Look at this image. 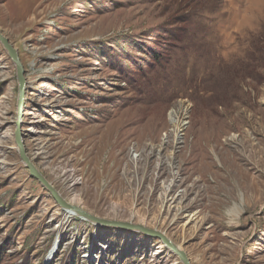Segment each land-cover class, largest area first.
<instances>
[{"label": "rangeland", "instance_id": "obj_1", "mask_svg": "<svg viewBox=\"0 0 264 264\" xmlns=\"http://www.w3.org/2000/svg\"><path fill=\"white\" fill-rule=\"evenodd\" d=\"M0 30L66 201L193 264H264V0H0ZM17 101L0 42V264H183L67 213Z\"/></svg>", "mask_w": 264, "mask_h": 264}, {"label": "water", "instance_id": "obj_2", "mask_svg": "<svg viewBox=\"0 0 264 264\" xmlns=\"http://www.w3.org/2000/svg\"><path fill=\"white\" fill-rule=\"evenodd\" d=\"M0 42L2 43L3 47L8 52V55L13 60L16 66L17 71V80H18V101H17V120H16V129H15V140L17 143V147L19 148V153L27 167L29 168L30 174L35 179L39 180L51 193L53 199L59 203L63 208H72L73 211L78 212L81 216L89 218L93 220L95 223L98 224H110L117 227H123L126 229L137 230L144 235H149L156 237L163 241V243L173 252L175 253L180 261L183 264H193L191 262L190 257L188 256L187 252L183 249L179 248L169 237H167L164 233L159 230L146 227L142 224H132L123 221H110L105 220L99 217L92 215L91 213L87 212L80 206H73L69 205L67 201L59 194V192L49 183V181L40 173L34 163L29 159L26 154L23 135L21 131V119L24 110L25 104V92H26V76H25V69L23 63L21 62L19 53L17 49L10 43L9 38L5 36L2 31L0 30Z\"/></svg>", "mask_w": 264, "mask_h": 264}, {"label": "bare ground", "instance_id": "obj_3", "mask_svg": "<svg viewBox=\"0 0 264 264\" xmlns=\"http://www.w3.org/2000/svg\"><path fill=\"white\" fill-rule=\"evenodd\" d=\"M26 86V85H25ZM203 179V178H202ZM176 181V180H175ZM108 194H106V193H103L102 194V196H107ZM179 198V197H178ZM172 199H174V198H172ZM67 203H69V205H73V206H77V205H75V204H73L72 202H68L67 201ZM65 211H67V213H69V214H72L73 216H75V215H77V213L76 212H74L73 210H72V208H69V207H67L66 209H65ZM76 213V214H75ZM190 216V215H189ZM164 246H163V243H160V248H163ZM180 248V247H179Z\"/></svg>", "mask_w": 264, "mask_h": 264}]
</instances>
